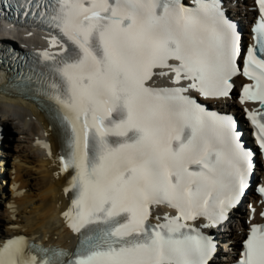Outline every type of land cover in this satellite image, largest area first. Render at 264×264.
Returning <instances> with one entry per match:
<instances>
[{"label": "snow or ice", "instance_id": "1", "mask_svg": "<svg viewBox=\"0 0 264 264\" xmlns=\"http://www.w3.org/2000/svg\"><path fill=\"white\" fill-rule=\"evenodd\" d=\"M48 19L72 46L52 88L72 133L64 169L75 170V198L64 215L84 239L67 261L61 250L35 254L23 238L11 239L0 247V264H208L215 244L187 221L206 217L210 227L225 219L244 194L252 160L235 123L185 93L229 95L240 72L235 26L217 0H197L195 8L181 0H55ZM255 32L260 47L247 50L242 73L255 83L243 100L264 103V16ZM155 69L190 83L151 87ZM248 117L264 148V113ZM160 204L178 214L151 225ZM239 264H264V226L251 227Z\"/></svg>", "mask_w": 264, "mask_h": 264}, {"label": "bare ground", "instance_id": "2", "mask_svg": "<svg viewBox=\"0 0 264 264\" xmlns=\"http://www.w3.org/2000/svg\"><path fill=\"white\" fill-rule=\"evenodd\" d=\"M223 1L228 12L248 29L255 17L253 0ZM1 34L15 33L3 29ZM15 36L19 45L31 49L57 48L49 35L19 30ZM246 36L251 37L250 34ZM161 72H169V75H160ZM173 78L174 73L164 69L157 73L152 84L174 82ZM238 80L247 82L241 77ZM6 82L8 76L0 71V89ZM181 82L189 85L186 79ZM209 102L223 103L238 115L258 108L251 100L242 104L235 98L230 101L210 99ZM239 120L251 144L249 125L244 117ZM0 131V247L7 238L24 235L36 243L73 251L79 241V233L73 230L64 213L72 210L75 195L71 187L72 170L64 169L68 157L59 127L36 103L0 92ZM252 144L255 145L254 142ZM262 177L264 163L259 162L257 178ZM6 183L8 187H5ZM251 208H255V212ZM263 210L264 204L252 193L243 207L231 211L235 221L227 228L219 222L218 229H213L215 224L204 227L209 221L202 217L195 221L206 233L217 234L222 249L218 250L216 263L228 264L241 256V238L248 232L249 223L264 222ZM172 214V210L165 206H156L152 211L156 221H163Z\"/></svg>", "mask_w": 264, "mask_h": 264}, {"label": "rangeland", "instance_id": "3", "mask_svg": "<svg viewBox=\"0 0 264 264\" xmlns=\"http://www.w3.org/2000/svg\"><path fill=\"white\" fill-rule=\"evenodd\" d=\"M5 185V187H8V184L6 183V184H4ZM219 249H222L221 247L219 248Z\"/></svg>", "mask_w": 264, "mask_h": 264}]
</instances>
